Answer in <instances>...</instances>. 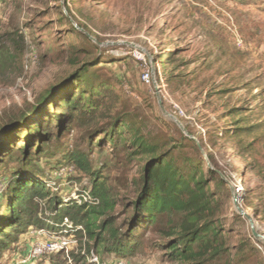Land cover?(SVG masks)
Segmentation results:
<instances>
[{
  "label": "rangeland",
  "instance_id": "1",
  "mask_svg": "<svg viewBox=\"0 0 264 264\" xmlns=\"http://www.w3.org/2000/svg\"><path fill=\"white\" fill-rule=\"evenodd\" d=\"M0 48L13 57L0 58V155L23 146L24 130L33 124L7 130L31 115L44 93L91 67L90 78L102 89L98 110L74 120L60 138L56 123L47 125L49 152L37 165L45 175L55 171L58 190L65 189L60 174L66 169H56L69 154L92 153L93 168L104 170L118 202L116 223L123 226L125 205L137 196L142 160L123 148L91 152L89 137L120 116L149 140L169 141L170 148L179 136L164 121L181 129L163 115L157 84L166 111L191 132L209 167L226 180L229 193L212 188L222 204L229 249L216 264L236 260L242 244L250 247L245 264H264V243L252 232L264 236V0H0ZM146 70L153 75L151 85L143 82ZM8 156L5 169L0 167V190L19 168V153ZM237 186L242 188L237 205L248 218L235 206L231 190ZM4 202L0 193V207ZM51 240L68 244L62 250L67 258L81 252L73 237L32 228L0 264H22L30 251ZM138 241L124 263L181 264L170 260L159 230L142 231ZM52 259L43 254L33 264ZM100 259L116 264L113 253L101 252Z\"/></svg>",
  "mask_w": 264,
  "mask_h": 264
},
{
  "label": "trees",
  "instance_id": "2",
  "mask_svg": "<svg viewBox=\"0 0 264 264\" xmlns=\"http://www.w3.org/2000/svg\"><path fill=\"white\" fill-rule=\"evenodd\" d=\"M66 10L70 12L69 7ZM12 44L19 47L20 41ZM168 57L171 62L172 55ZM0 58L8 61L13 57L0 48ZM90 68L83 67L51 87L20 126L14 127L15 121L9 124L13 127L7 132L26 128L30 123L33 126L24 130L22 147L0 155V167L5 169L4 157L13 158V154L19 153V168L13 172L5 190H0L5 198L0 207V260L32 228L63 234L66 219L73 228L65 236L73 237L81 252L71 255V259L63 251L49 254L53 256L51 264H105L100 259L101 252L115 254L117 264L139 248L138 236L149 228L159 230L163 248L172 261L216 264L224 259L229 249L220 223L222 204L212 188L229 193L226 181L209 167L199 143L174 124L164 121L179 136L170 148L169 141L149 140L136 123L120 116H115L107 128L91 131L89 151L110 147L113 153H119L123 148L131 158L142 160L136 182L137 196L125 205L123 218L127 219L123 226L116 223L118 202L106 185L104 170L93 168L92 153L69 154L68 162L56 169V173L67 169L63 178L69 187L65 189L58 190L57 181L61 178L54 176L55 171L48 176L40 170L37 162L48 154L52 136L45 127L55 122L60 138L74 120L83 121L99 108L96 100L102 89L95 87ZM51 183L55 186L50 187ZM249 249L248 244H242L237 259L225 260L223 264H245L243 258ZM94 257L98 263L90 261Z\"/></svg>",
  "mask_w": 264,
  "mask_h": 264
},
{
  "label": "built area",
  "instance_id": "3",
  "mask_svg": "<svg viewBox=\"0 0 264 264\" xmlns=\"http://www.w3.org/2000/svg\"><path fill=\"white\" fill-rule=\"evenodd\" d=\"M140 59L142 60L143 57L140 56ZM143 82L147 85H151L152 81H153V75L149 72V71H145L143 74ZM178 114L179 116H184V113L182 110H178ZM65 172V170H62ZM61 171V172H62ZM67 171V169H66ZM63 173L60 174L61 177H63ZM55 183H51L50 187H54ZM88 200V196H86V201ZM62 228L64 229L63 234L61 235H69L70 231L73 228L72 223L66 219L62 225ZM72 238V237H71ZM68 244L64 243V242H60V241H56V240H51L48 241L47 243L43 244V245H39L36 248H34L32 251H30L29 255L23 260L22 264H31L33 263V259H36L38 256H41L43 254L49 255V254H53V253H57L60 250H64L67 249L65 247H67ZM91 262H95L98 263V258L94 257L93 259L90 260ZM118 264H126L123 261H120Z\"/></svg>",
  "mask_w": 264,
  "mask_h": 264
},
{
  "label": "water",
  "instance_id": "4",
  "mask_svg": "<svg viewBox=\"0 0 264 264\" xmlns=\"http://www.w3.org/2000/svg\"><path fill=\"white\" fill-rule=\"evenodd\" d=\"M89 37H90V36H89ZM90 38L94 41V39H93L92 37H90ZM156 87H157L156 90H157V95H158L159 105H160V108H161V111H162L163 115H164L165 117H167L168 119H170L171 121H173L174 123H176V125H178V127L181 129V131H182L187 137H189V138H191V139H193V140L196 141V139H195V138H194V137H193V136H192V135L186 130V128L182 125V123H181L177 118H175L174 116H172L171 114H169V113L166 111V109H165L164 106H163V102H162V100H161V98H160V96H159V94H160V90H159L157 84H156ZM198 145H199V144H198ZM199 147H200V145H199ZM200 150L202 151L201 147H200ZM222 178H223L224 181H226L225 178H224V176H222ZM231 191H232V193H233V199H234V203H235V206H236L237 210L240 212L241 215L246 216V215L244 214V212H243V211L238 207V205H237L238 200H237V198H236V194H235L236 189L233 188ZM246 217L248 218V216H246ZM252 227H253V226H252ZM252 232H253L254 238H255L256 240L261 241V242L264 243V236H263V235L258 234V233L254 230V228H252Z\"/></svg>",
  "mask_w": 264,
  "mask_h": 264
},
{
  "label": "bare ground",
  "instance_id": "5",
  "mask_svg": "<svg viewBox=\"0 0 264 264\" xmlns=\"http://www.w3.org/2000/svg\"><path fill=\"white\" fill-rule=\"evenodd\" d=\"M235 189H236V191H235V194H236V198H237V200L239 199V196H240V193H241V186H237V187H235Z\"/></svg>",
  "mask_w": 264,
  "mask_h": 264
}]
</instances>
